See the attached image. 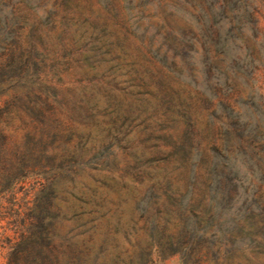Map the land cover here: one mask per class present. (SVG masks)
<instances>
[{
	"label": "rangeland",
	"instance_id": "obj_1",
	"mask_svg": "<svg viewBox=\"0 0 264 264\" xmlns=\"http://www.w3.org/2000/svg\"><path fill=\"white\" fill-rule=\"evenodd\" d=\"M0 130L27 165L0 166V264H182L145 255V218L212 146L264 226V0H0Z\"/></svg>",
	"mask_w": 264,
	"mask_h": 264
},
{
	"label": "trees",
	"instance_id": "obj_2",
	"mask_svg": "<svg viewBox=\"0 0 264 264\" xmlns=\"http://www.w3.org/2000/svg\"><path fill=\"white\" fill-rule=\"evenodd\" d=\"M213 12L210 15L215 18L217 14ZM209 27L207 23L202 25V29ZM222 36L224 33L220 29L219 39ZM244 121L250 128L249 118ZM9 144V137L0 130V166L8 168L2 179L7 183L15 180L12 184L15 185L27 165L23 164V158L18 167L12 165V159L8 158L11 154ZM205 161V180L200 188H197L192 171L187 187L173 192L172 202L163 213L165 216L146 215L144 229L149 242L145 255L148 258L176 256L182 264H228L227 259L236 256L250 261L257 246L264 245V226L256 213L257 200L243 184L245 172L237 159L226 156L222 147L212 146ZM11 168L16 171L12 172ZM0 193L2 199L6 192L0 190ZM18 232L19 243L32 241L22 227ZM12 264L15 263L12 261Z\"/></svg>",
	"mask_w": 264,
	"mask_h": 264
}]
</instances>
